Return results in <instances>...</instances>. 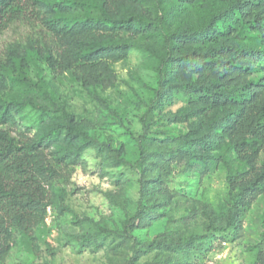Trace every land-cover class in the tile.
<instances>
[{"label": "rangeland", "instance_id": "1", "mask_svg": "<svg viewBox=\"0 0 264 264\" xmlns=\"http://www.w3.org/2000/svg\"><path fill=\"white\" fill-rule=\"evenodd\" d=\"M79 1L97 13L102 0ZM162 3L143 0V8L128 4L118 13L143 17L152 8L160 16ZM223 5L168 0V19L194 27ZM46 33L35 24L0 36V72L9 82L0 108L17 104L7 129L17 138L42 139L56 171L35 244L18 238L5 264H256L264 228V138L246 136L250 153L235 151L241 85L222 87L227 99L213 103L189 68H169L162 80L153 36L127 39L132 48L113 65L110 87L83 85L71 70L54 73L41 60L19 66L11 59L14 45ZM252 71L250 80L264 81L261 62ZM257 122L263 120L248 124Z\"/></svg>", "mask_w": 264, "mask_h": 264}, {"label": "trees", "instance_id": "2", "mask_svg": "<svg viewBox=\"0 0 264 264\" xmlns=\"http://www.w3.org/2000/svg\"><path fill=\"white\" fill-rule=\"evenodd\" d=\"M162 1L157 4L160 16L151 8L137 17L118 12L128 4L143 8V0H102L96 4L97 13L87 1L0 0V36L25 25L42 26L47 35L28 38L21 48L14 45L11 59L19 66L41 60L54 73L71 70L83 85L103 87L114 84L113 65L129 54L132 45L127 39L153 36L160 44L162 80L169 68H189L197 74L202 96L213 103L227 99L222 87L241 85L242 107L234 117L236 132L231 139L239 155L249 154L251 143L246 136L264 138V81L249 79L256 64L264 67V0H224L211 17L194 27L171 23L168 0ZM175 1L194 4L198 0ZM192 45L197 48L191 49ZM8 85V77L0 72V92ZM16 106L7 101L0 108V264H5L18 238L35 244L34 228L48 215L50 184L56 173L46 161L42 139L17 138L7 129ZM254 117L263 122L250 127ZM260 166L264 176V155ZM141 208L140 204L136 222ZM133 224L124 230L131 231ZM256 264H264V228Z\"/></svg>", "mask_w": 264, "mask_h": 264}]
</instances>
